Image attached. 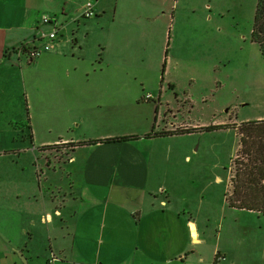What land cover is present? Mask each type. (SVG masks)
Segmentation results:
<instances>
[{
	"label": "crops",
	"instance_id": "0c3cea01",
	"mask_svg": "<svg viewBox=\"0 0 264 264\" xmlns=\"http://www.w3.org/2000/svg\"><path fill=\"white\" fill-rule=\"evenodd\" d=\"M82 1L0 0V264H196L197 246L208 241V224L203 228L195 217V203L202 201L196 170H184L190 157L172 160L164 148L163 141L182 135L154 136L191 126L160 120V97L155 102L113 92L118 52L108 42L114 33L106 36L97 68L79 63L75 54H59ZM102 2L95 15L106 12L107 0ZM162 10L154 16L140 10L138 18L156 19ZM132 12L126 36L133 33ZM43 16L55 21L57 37L51 51L29 64L58 75L54 86L70 91L63 97H40L41 79L22 84L19 92L9 87L8 70L29 64L9 61L6 53L20 43L41 46L39 32L50 29ZM72 61L80 76L91 71L110 92L88 97L82 90L75 97L74 85L82 82L76 72L69 76ZM164 104L165 117L170 110ZM124 122L133 129H122ZM129 136L136 139L105 142ZM212 219L213 254L219 255L212 264H264V215L230 208L224 195Z\"/></svg>",
	"mask_w": 264,
	"mask_h": 264
},
{
	"label": "rangeland",
	"instance_id": "374dc122",
	"mask_svg": "<svg viewBox=\"0 0 264 264\" xmlns=\"http://www.w3.org/2000/svg\"><path fill=\"white\" fill-rule=\"evenodd\" d=\"M88 1L96 6L104 0L84 3ZM255 5L256 0H107L104 14L85 19L80 17V11L76 12L78 21L69 28L68 46L58 51L62 56L75 54L76 59L82 58L79 63L88 60L91 68H97L105 52L106 36L114 33L116 37L108 42L118 52V85L113 92L118 97H153L155 102L160 97V120L165 124L182 122L194 129L163 143L172 160L190 157L182 164L185 171L196 170L197 192L202 201L195 203V217L203 228L208 224V241L197 246L200 250L191 258L196 264L213 263L212 218L224 204L238 142L231 128L205 129L264 117V61L251 40ZM159 8L163 10L156 19L138 18L140 10L154 16ZM131 9L133 33L126 36ZM21 59L22 64H28L24 55ZM75 63L72 61L69 76L76 72L82 82L80 86L74 85L75 97L82 90L88 97L110 92L107 86L97 85L91 71L88 77L80 76L73 68ZM33 65H24L28 70H23L22 65L15 71L8 70L10 89L15 85L19 92L22 84L41 79L40 97H63L70 93L60 92L54 86L53 78L58 75L40 66L32 68ZM31 94L32 90L26 95ZM166 102L170 112L166 110L164 117ZM123 124L122 129H133L134 124Z\"/></svg>",
	"mask_w": 264,
	"mask_h": 264
},
{
	"label": "trees",
	"instance_id": "16d2710c",
	"mask_svg": "<svg viewBox=\"0 0 264 264\" xmlns=\"http://www.w3.org/2000/svg\"><path fill=\"white\" fill-rule=\"evenodd\" d=\"M251 40L258 46L264 61V0H256ZM231 128L236 133L237 155L232 160L233 174L229 178V191L225 193L227 206L234 209L251 211L264 215V119L246 121L240 124H225L209 127L205 130ZM194 129H177L171 132H159L154 136L183 135ZM151 134L145 135L149 138ZM135 136L121 137L109 141H127ZM96 143V142H88ZM86 143V144H88ZM219 255L216 253L214 261Z\"/></svg>",
	"mask_w": 264,
	"mask_h": 264
},
{
	"label": "built area",
	"instance_id": "2783aa9c",
	"mask_svg": "<svg viewBox=\"0 0 264 264\" xmlns=\"http://www.w3.org/2000/svg\"><path fill=\"white\" fill-rule=\"evenodd\" d=\"M97 1V0H94ZM94 4L92 1L84 3L81 8V17L90 19L94 16ZM41 23L43 25H49L50 29L47 32H39L38 39L42 42L41 46H33V42L20 43L16 47L10 49L6 53V58L9 61L18 62L24 55L26 62L29 64L35 59L40 57L42 53L49 52L52 49V43L57 37L58 27L54 20L43 16L41 17ZM149 98V97H148Z\"/></svg>",
	"mask_w": 264,
	"mask_h": 264
},
{
	"label": "water",
	"instance_id": "95a60500",
	"mask_svg": "<svg viewBox=\"0 0 264 264\" xmlns=\"http://www.w3.org/2000/svg\"><path fill=\"white\" fill-rule=\"evenodd\" d=\"M23 264H26V261L22 260Z\"/></svg>",
	"mask_w": 264,
	"mask_h": 264
},
{
	"label": "clouds",
	"instance_id": "9594fccd",
	"mask_svg": "<svg viewBox=\"0 0 264 264\" xmlns=\"http://www.w3.org/2000/svg\"><path fill=\"white\" fill-rule=\"evenodd\" d=\"M47 17V16H46Z\"/></svg>",
	"mask_w": 264,
	"mask_h": 264
}]
</instances>
